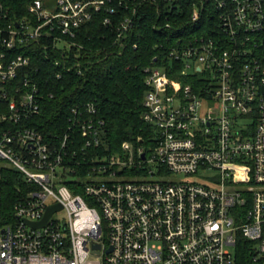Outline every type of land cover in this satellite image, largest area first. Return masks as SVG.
<instances>
[{
	"label": "built area",
	"instance_id": "built-area-1",
	"mask_svg": "<svg viewBox=\"0 0 264 264\" xmlns=\"http://www.w3.org/2000/svg\"><path fill=\"white\" fill-rule=\"evenodd\" d=\"M144 1L158 12L162 6L179 13L191 2L194 24L204 2H217L222 36L195 31L177 39L166 59L180 80L164 65L146 68L142 117L153 132L150 143L125 142L122 154L89 164L86 153L75 162L77 153L66 149L75 128L83 149L101 146L105 123L95 121L94 105L72 109L62 139L29 126L44 97L32 61L63 63L71 72L78 31L100 14L111 26L118 8L128 6L122 0L117 6L115 0H0V264L264 260V0ZM132 5L116 43L135 29L139 3ZM81 164L91 166L84 177L76 174ZM4 168L29 186L12 216L1 209ZM55 205L61 209L43 227L32 226ZM243 241L250 246L246 254L238 250Z\"/></svg>",
	"mask_w": 264,
	"mask_h": 264
},
{
	"label": "trees",
	"instance_id": "trees-1",
	"mask_svg": "<svg viewBox=\"0 0 264 264\" xmlns=\"http://www.w3.org/2000/svg\"><path fill=\"white\" fill-rule=\"evenodd\" d=\"M119 1L115 0L116 6ZM122 1L128 7L118 8L111 26L103 24V15L100 14L78 31L75 38L77 46L70 54L71 72H64L63 63L55 66L40 58L32 61L33 67L40 70L35 79L41 84L44 97L42 113L33 118L29 126L46 137L56 133L62 139L72 125V109L78 106L84 111L88 104L96 107L95 121L103 120L105 123L101 132L102 144L98 148L83 149L85 139L81 133L76 128L74 132L70 131L72 140L68 141L66 151L69 154L77 153L75 162L85 160L84 153L89 164L97 156L120 155L125 142H131L136 147L149 144L153 132L142 117L147 91L145 69L164 65L170 78L180 80L175 67L169 70L170 64L166 59L177 39L195 31L205 36L212 33L217 37L222 36L219 32L222 10L217 2H204L203 7L200 6L201 20L194 24L191 2L182 5L184 10L179 13L176 7L169 11L163 10L162 6L158 12L157 7L144 0ZM224 1L230 3V0ZM132 3H139L138 14L134 18L135 29L126 35L124 44L116 43L120 21L132 16ZM260 50L264 53V46ZM58 72L63 73L61 78L56 77ZM184 82L189 80L185 79ZM51 94L53 97H50ZM75 168L76 174L84 177L91 166L81 164ZM28 190L29 186L14 169H3L1 209L6 216H12L15 204ZM77 193H82V190ZM242 243L238 250L246 254L250 246L244 241ZM259 264H264V260Z\"/></svg>",
	"mask_w": 264,
	"mask_h": 264
},
{
	"label": "water",
	"instance_id": "water-1",
	"mask_svg": "<svg viewBox=\"0 0 264 264\" xmlns=\"http://www.w3.org/2000/svg\"><path fill=\"white\" fill-rule=\"evenodd\" d=\"M143 158H145V156H143ZM60 209H61V206L60 205H55V206L50 207L48 209V212L46 214V217L43 219V221H41L39 223L32 224V226H34V227H43L49 221V219L51 218L52 214L54 212L60 210ZM99 248H100L99 245H96L95 246V249H99Z\"/></svg>",
	"mask_w": 264,
	"mask_h": 264
},
{
	"label": "rangeland",
	"instance_id": "rangeland-1",
	"mask_svg": "<svg viewBox=\"0 0 264 264\" xmlns=\"http://www.w3.org/2000/svg\"><path fill=\"white\" fill-rule=\"evenodd\" d=\"M217 106H218V104H214V107H217ZM0 164H3V162H0ZM182 178H184V177L183 176H173V177H171L172 180H180Z\"/></svg>",
	"mask_w": 264,
	"mask_h": 264
}]
</instances>
